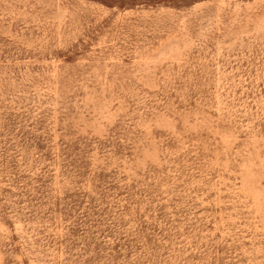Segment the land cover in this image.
<instances>
[{"label": "rangeland", "instance_id": "374dc122", "mask_svg": "<svg viewBox=\"0 0 264 264\" xmlns=\"http://www.w3.org/2000/svg\"><path fill=\"white\" fill-rule=\"evenodd\" d=\"M0 264H264V0H0Z\"/></svg>", "mask_w": 264, "mask_h": 264}]
</instances>
